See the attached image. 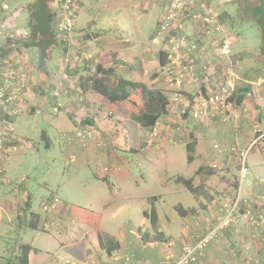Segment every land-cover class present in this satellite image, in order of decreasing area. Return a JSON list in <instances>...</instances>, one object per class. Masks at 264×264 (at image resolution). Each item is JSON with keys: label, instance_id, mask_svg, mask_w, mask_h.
I'll use <instances>...</instances> for the list:
<instances>
[{"label": "crops", "instance_id": "obj_1", "mask_svg": "<svg viewBox=\"0 0 264 264\" xmlns=\"http://www.w3.org/2000/svg\"><path fill=\"white\" fill-rule=\"evenodd\" d=\"M73 1L75 2L76 6L75 26L72 37L73 41H69L70 44L69 42H66V44L58 43L54 47L55 50L48 62L49 70L53 75L52 83L50 84V90L48 89V95L51 96V90L53 88L54 82L57 78H59L63 71H66L71 76V82L68 87V94L59 98H49L53 102L51 110H53L54 107L55 109H57L58 107H63L64 111L67 110V114H69L70 116H75V118L77 117L76 120L78 122V125L87 124V126L89 125L93 131V139H90L91 141L89 142L87 147L81 149L80 146H77V148L74 149L72 148V146H68L71 153L73 154V160L77 161L79 165H86L88 167H90L94 160L108 161L110 163V168L107 171L108 174H113L112 176L119 182L121 180V169L118 165H112L113 161L120 158V155H118L119 152L139 154L144 153L148 148H155L156 151H159V149L161 148V153L159 154L162 155V157L164 156V160L170 162L172 159L171 157L166 156V146L168 144L175 145L180 142L178 140L166 139L168 137L171 139H177L179 137V134L176 135L172 132H166V130H164L165 123H168L172 120V118H175L174 114L179 109L183 108L184 110H186V105L189 103V101L187 100V98L189 99V95L193 96L191 100L193 102L200 95H208L211 90H217L218 84L221 82L220 77L213 76V78L210 79V82L205 85L202 83V80L199 79L200 74L195 72L192 78H189L186 82H184L179 89L174 88L170 91L169 88H167L168 84L165 81L162 69L157 65V55L159 50L165 49L168 39L157 41L155 43L154 38L159 23L163 17L164 11L168 7L170 0ZM12 3V0H9L7 2L9 11H2L0 18V28H2L1 26H3L4 22L12 23L14 15L16 16L19 10H21L10 9ZM195 5V11L199 14V18L201 19V6L198 2H196ZM157 6H160L161 10L158 11L159 13H156L155 23H157L153 26L154 17L152 16V13L154 10H156ZM51 7L52 9L54 8L53 1L51 3ZM92 10L97 11L93 14ZM194 19H180V28H183V31L187 33L190 41L201 38L207 54H213V36H210V39H207V37L205 36L211 34L212 32L209 30L212 29L204 28L202 23L200 25L194 23ZM104 24L109 26H116L118 24L124 25L121 27V32L113 36L112 30H106V27L103 26ZM150 24H152V28H150ZM201 27L203 29H201ZM207 30L208 32L206 33L205 31ZM17 37L20 38V36ZM56 52H59L61 55L60 58L55 61L54 59L57 58ZM15 55H17V57H15ZM15 55H11L14 63L15 60H17L18 62H22L25 65H29L26 63L28 62L26 59L27 56L25 57L23 56V54L18 55L16 53ZM32 55V58H34L33 53ZM66 55H69L71 57L72 62L69 64V66L62 68L61 61H63V58ZM193 56L195 58L198 57L201 62H203L205 60L204 58L206 57L205 54L198 52H196ZM34 61L32 60L31 62L36 63ZM97 63H101L103 66L115 64L116 72L122 78L132 82L143 83L149 89L162 91L170 102V105H168V115L160 117L152 130H146L130 119V115L138 110L137 106L139 105V101L136 102V104H133L129 101L117 104H109L102 101L101 97L97 94L82 92L79 87L80 77L91 74L94 64ZM212 65L213 67L216 66L215 61L214 63H212ZM29 70L32 83L33 80H35L33 74L37 75V73L31 66ZM235 80V87L239 86V82L250 84V81H248L247 79H240L238 76H236ZM251 84V90H249L248 93L244 95V102L239 106H236L235 108L233 106H228L226 112L219 113V116H216V118H218L217 121L213 123V126H216L218 128H216L217 130H215L216 137L220 139V141L223 143L222 145L234 147L235 149L237 146L239 148L236 149L239 150L238 152L247 149L249 146L251 147V144L253 142L258 143L259 141H261H250L249 139H247L250 138L252 133L251 130L248 129V126H246V123H248V125H250V128H252V120L254 117L259 123L264 118V104L262 105L264 100V75ZM32 85L31 88H29L30 96L32 97L27 104V109L29 110L33 109L34 105L29 106V104L31 103L32 105V103H35L37 99L36 92L38 93V91H36ZM185 87H188V90ZM205 89L206 93L204 92ZM46 98L47 95H44V98H38L37 100L40 105L43 104V106H47L48 98ZM240 108L242 109L239 112V115H243L241 116V125L238 126L239 118L237 120L235 119L237 118V110L239 111ZM190 114L188 116H190L191 118ZM225 118L228 122L229 119H231V121L235 122L236 125H232V127L231 125H225L227 124ZM194 121V124L196 125L195 128H197V132L199 133L195 132L193 135V138H195L196 142L195 159L191 164H189L190 166L194 165L195 161H199L197 160V153L199 150L200 152L202 151V143L200 142V139L202 138L201 134L203 132L202 128L203 126H208V123H206L205 121ZM209 121L212 120L209 119ZM259 123H257V125ZM205 130L207 129L205 128ZM164 132L165 134H167L166 136H163ZM153 134H155V136H153ZM263 135L264 133L261 134V136L258 138H261ZM46 141L48 142V145L50 147L52 143L50 142V140ZM68 141L70 143L74 140ZM5 144L7 146H12V144L15 143L13 140L8 139L5 141ZM16 144L18 146V149H20L22 146L26 145V140H18ZM185 144L186 143H183L184 147ZM100 147H109L110 153L101 152L99 155L96 154L94 151H97V149H99ZM143 147L145 148L142 149ZM220 155L222 156H218L219 159L227 162L226 166H224L226 167V169L231 165H234V160H236L237 156L231 157L229 154L225 153ZM121 159L123 161V167L129 168V159H124L122 157ZM8 161L9 158L7 159L5 164V172L2 176H0V264H7L9 260H12L14 258V255L10 254V248H12V245L10 244L13 240L11 239L10 235L12 233L11 226H14V224L11 220V213L9 214L10 209L8 207V204L4 201V198L7 195L12 194L13 191V189L7 186V184L10 182L7 175ZM223 173L225 174L226 171H223ZM194 174L195 171L192 176L190 175V178H193V184L196 178ZM220 174L221 176L218 181V192H215L216 194H212L210 196H207L206 194H203L202 196L198 195L196 198L200 208H202L203 210H213L210 218L206 220L201 216H197L195 219H193L194 217L190 215L183 217V225L181 226L183 235L182 241L174 239H170L167 241L165 237L160 232H158V214L155 209L156 226H152V229L154 231L153 235L149 236L146 234H141L139 229L136 231L132 228L127 232L120 231L118 237H114L111 234H102L100 233L99 227H94L95 230L98 231L87 233L86 239L88 240H85V242L93 247L91 243V235L97 233L99 236V240L102 238V240H100V243H98V249H96L95 247H93V249L84 247L83 245H80L79 241L76 239L65 238L66 240L59 241L57 237H66L64 225L65 223H67L68 219V216L66 215L64 210H62V208H59L60 210L57 209L53 213L47 214L48 216L45 217L46 219L52 217L59 220L56 224L57 231H55V235L61 236H57L54 239L57 243L60 244L59 250L61 251H59L58 249H55L54 252L47 251L44 255L46 261L38 262L37 256L41 254L42 251L41 249H37L36 247H34V242H31L29 245L34 248L36 252H29L28 261L30 262V264H102L107 262L112 264H160L167 257L168 264H172L179 256L181 249L185 244L194 243L195 238H197L196 236L205 233L207 229H209L212 221L216 217L218 206L225 201L229 202L235 198L232 191L233 187H231V185L229 184V178L222 173ZM176 176L179 175L170 177L169 182H174ZM93 177L97 181H102L103 184H108L109 195L106 197L107 199L105 205L103 206H109L108 204L112 199H114V196L116 195V191L114 190V188H116L118 191L119 189L111 184V182L109 181V175L104 172V169L98 170V172H94ZM132 177V174H130V172L125 169L124 175L122 176V181L128 182L132 179ZM175 185L177 188H180L179 186H181L176 183ZM135 186H138L137 182H135ZM16 191H20V186L17 187ZM230 196L231 198H229ZM258 196H264V182L263 184L254 185V189L251 190L250 195L243 200L248 201L250 205V199H255V197ZM153 197H157V199L154 202H150ZM201 198H203L204 201H200ZM122 199L128 202L131 199H137V197L134 198L132 197V195L125 194L122 196ZM139 199L140 201L142 200L141 197H139ZM158 199L159 196H152L148 198V201L151 204H154ZM179 205L180 204L174 205V208ZM180 206L183 209H195V207L184 208L182 205ZM152 207H154V205H152ZM7 210L9 212H7ZM146 211V209H142L144 221H150L143 214V212ZM82 212H84V210ZM71 215L69 218L70 220H73V217H71ZM83 215L86 217L84 219V222H86L87 225H90L92 221H94L95 223L99 222V219H101L102 217L101 213L95 214L92 211L85 212L83 213ZM38 217L40 220L39 225H41L42 219L39 215ZM54 224L55 223L53 222L50 223V225ZM2 228L7 229L6 233L3 232ZM246 237L247 233L244 230H228L224 233V237L221 240L209 245L204 251L203 255L192 264H238L237 259L235 257L227 255L226 251L233 250L236 252L237 257L238 255L243 256L242 248L247 240ZM19 246L20 245H18L16 249L18 250V252ZM235 248H238V250H235ZM65 250H76L78 254L71 253L75 254V257L66 258L63 256V252ZM240 252H242V254H238ZM49 255L50 258H48ZM59 255H62L63 257H60ZM260 255H264V252H260ZM62 258L64 259L60 261V259ZM32 260L33 263H31ZM35 260L37 261V263L35 262ZM58 260L60 261V263H58Z\"/></svg>", "mask_w": 264, "mask_h": 264}, {"label": "rangeland", "instance_id": "obj_2", "mask_svg": "<svg viewBox=\"0 0 264 264\" xmlns=\"http://www.w3.org/2000/svg\"><path fill=\"white\" fill-rule=\"evenodd\" d=\"M12 1L13 3L10 9L21 10H19L16 16L14 15L12 23H2L3 26L0 28V44L3 43L4 38L7 36H12L11 38L20 40L23 39L21 37H25L28 33V12L25 7L31 2H35V0ZM197 2L201 6V9H204V6L213 8L211 9L212 13H217V18L218 16H222L224 14L235 18L239 12L238 0H197ZM8 4L5 9L6 11H9ZM242 4L244 11H251L255 6H264V0H253L250 1V3L248 1H244ZM160 10L161 7L157 6L156 10L152 13V16L154 17L153 26L157 23H155V17L156 13ZM96 11L97 10H92V13L94 14ZM180 23L181 21L178 22L179 25ZM194 23L200 25L202 21L199 17H197L194 19ZM123 25L124 24L109 26L104 24L103 26L106 27V30L111 29L112 35L115 36V34H119V32H121V27ZM153 26L150 24V28ZM213 27V24L209 25V29H212ZM237 31V34L233 31L231 32L228 30L226 25H223V33L222 29H220V31H215L205 36L207 39H210L209 37L213 36L214 39L217 37L221 38L222 36H225L224 34L229 33L232 39L231 50L232 58L234 59H238L245 53H254V57L250 59L246 58L242 61V63H238L236 66L234 65V71L237 72L240 79H243V74L245 72L250 74L252 71L254 72L257 69L262 71L261 69L264 54L260 57L258 53L261 38L257 23H254L249 19L245 20L237 26ZM16 35L20 36V38ZM72 37L70 42L73 41ZM32 53V49H23L18 53V55L23 54V56H27L26 59L28 62L26 63L29 64L27 65L29 69L30 66L35 69V63L31 62L32 60L34 61ZM60 55L61 54L59 52H56L57 58L54 60H58ZM208 55L211 56L212 54ZM66 57L70 59V64L72 62L71 57L69 55H66ZM222 62L225 61L219 58L218 60H215V65L219 66ZM33 75L35 80H33L32 86L35 88L38 76L35 74ZM167 88L171 91L175 87L167 85ZM185 88L187 89L188 87ZM36 94L37 99L44 98L39 93L36 92ZM37 99L35 103H32V105L31 103L29 104V106L34 105L33 109L35 112L27 109L25 114L14 119L13 135L16 137L14 140H26V145L22 146L17 152L9 156L7 175L10 182L7 186L13 189V191L12 194H9L4 198V201L8 204L10 209L9 211L11 212V202H14V200H17V198L20 197L19 199L22 203V199L28 195L31 198L32 211L41 217L42 223L38 229L31 230L25 229L23 225L19 226L18 229L17 224L12 221L14 226H11L12 233L10 235L13 240L10 244L12 245V248H9L11 252L10 254L14 255V258H16L19 253L18 250H16L18 245L26 243L30 244L31 242H34V247L41 249L42 251V253L37 256L38 262L46 261L44 258L45 252H54L55 249L59 250L60 244L54 239L57 236H61L55 235V231H57L56 224L59 220L52 217L46 219L45 216L48 215L42 210L43 204L51 201L54 197L61 202L55 210L62 208L68 216L67 223L64 225L66 237H57L58 240H66L65 238L76 239L79 241L80 245L93 249V247L86 243L85 240H88L86 239L87 233L98 231L95 230L94 227H99L100 233L111 234L114 237H118L120 231L127 232L132 228L136 231L139 229L141 234L149 236L153 235L154 231L150 221H144L142 215V209H146L147 212H150L152 204L148 201V198L152 196H159V199L153 204L154 209L158 214L157 229L167 241L170 239L182 241L183 239L181 229V226L183 225L182 218L178 216L174 205L180 204L184 208L195 207L196 212L194 214L195 216L193 215V219L197 216H201L202 218L208 220L213 210H203L199 207V203L197 202V197L195 195L190 193L183 186H179L180 188H177L174 182H169V178L174 175H179L180 177L188 179V177H190V175L192 176L197 168L202 167L204 171L200 172L198 175L194 174V176H196L194 185L199 186L200 188L199 196H202L203 194L210 196L212 194H216L215 192H218V181L221 176L220 173L224 174L223 171H226L224 175L229 178V184L233 187L232 191L234 197L239 194L240 200L250 195L251 190L254 189V185L263 184L264 182V135L261 138H257L264 133V118L259 123L254 117L252 120V128H250V125L246 123V126H248V129L251 130L252 133V137L250 136V138L247 139L250 141H261L258 143L253 142L250 149L246 153L245 166L248 172L243 178L239 172L241 163V158L238 152L239 150H237V154H229L231 157H237L236 160H234V165H231L226 169L224 166H226L227 162L220 160L218 156L222 155L216 153L214 149L211 148L213 144H223L220 139L216 137L215 130L218 128L213 126V123H215L218 118L212 119V121L205 120V122L208 123V126H203L202 128V138L200 139V142L202 143V151L200 152L199 150L197 153V160L199 161H195V164L192 166L186 163V151L183 143L189 142L190 136H193L195 132H199H197V128H195V121L190 118V116L187 115L186 117H183L181 115V111L184 110L182 108L175 112V118H172L170 122L165 123L164 125V130H166V132H172L176 135L179 134L177 139H171L169 137L166 139L178 140L180 142L175 145L168 144L166 146V156L171 157L172 160L170 162L164 160V156L162 157V155L159 154L161 153V148L159 151H156L155 148H148L144 153L139 154L119 152L118 155H120V158L113 161L112 164L118 165L121 169V180L119 182L112 176L113 174H108L107 171L110 168V163L108 161L94 160L90 167H88L86 165H79L77 161L73 160V154L68 146L70 145L74 149H76L77 146H80L81 149L87 147L91 140H88V143L86 142L85 145H82L76 138V133L79 129L87 126L78 125L76 120L77 117L75 118V116L67 114V110L60 111L59 109H55V107L51 110L53 104L52 100H47V106H43V104H39ZM263 104L264 100L262 105ZM241 109L242 108H240L239 111L237 110L236 113L237 118L235 120L239 118L238 126L241 125V116L243 115H239ZM257 123H259L260 126L259 124L257 125ZM225 125H231L232 127V125H236V123L229 119V122L227 121V124ZM205 128L207 130H205ZM258 133L259 136H257ZM166 135L167 134L164 132L163 136ZM43 136H45V138L47 137L52 143L50 147H45L47 141ZM68 140L74 141L69 143ZM144 148L145 147L142 149ZM236 149L239 148L236 146ZM94 152L98 155L101 152L110 153V148L100 147ZM121 157L129 159V168L123 167ZM212 165H215L216 168L212 169ZM103 169L104 172L109 175V181L111 184L119 189L118 191L114 188L116 195L108 204L109 206H103L105 205L107 199L106 197L109 195L108 184H103L102 181H97L93 177L94 172H98V170ZM125 169H127L133 176L128 182L122 181ZM207 170L213 171V175H209ZM135 182L138 184L137 187L135 186ZM18 186H20L19 192L16 191ZM125 194L132 195L134 198L137 197V199H131L126 202L122 199V196ZM139 197L142 198L141 201ZM203 198H201L200 201H204ZM229 198H231V196ZM83 210L84 212H82ZM9 211L7 210V212ZM90 211L95 214L101 213L102 217L99 219V222L95 223L92 221L90 225H87L86 222H84L86 217L83 213ZM70 215L73 217V220H70ZM51 222L55 224L50 225ZM2 230L6 233L7 229L2 228ZM235 250H238V248H235ZM71 253L78 254L76 250H65L63 252V256L66 258L75 257V254ZM238 254H242V252ZM59 256L63 257L62 255ZM14 258L12 260H14ZM48 258H50V255ZM63 259L64 258L60 259V261ZM236 259L238 264L242 263V256L238 255ZM37 261L35 260L36 263ZM60 261L58 260V263H60ZM31 263H33V260Z\"/></svg>", "mask_w": 264, "mask_h": 264}, {"label": "built area", "instance_id": "obj_3", "mask_svg": "<svg viewBox=\"0 0 264 264\" xmlns=\"http://www.w3.org/2000/svg\"><path fill=\"white\" fill-rule=\"evenodd\" d=\"M8 1L0 0V18L2 11L7 8L6 2ZM53 5L56 12V34L59 38L69 42L75 26V2L73 0H53ZM195 10L196 5L193 0H170V8L164 13L155 33V42L168 39L164 49L167 64L162 69V73L168 86H173L176 89H179L184 82L194 75V62L190 58L199 49L198 45L188 44L187 35L174 38L171 33L174 29L180 28L178 22L181 20L178 19L199 17ZM200 14L204 28H206L205 25L216 24L215 15L211 11L201 9ZM216 30H220L217 24ZM205 32L207 33V31ZM231 47L230 40L224 39L221 41L218 56L228 60L232 53ZM199 52H204V49L201 48ZM69 62L70 59L65 56L61 61V65L65 68L69 66ZM13 63L11 56L4 57L0 61V176L5 172V164L10 154L19 150L17 145L7 146L5 144L10 136L14 138L13 121L27 112V104L32 97L29 90L32 85L29 67L17 60ZM206 69L204 66L203 70ZM221 75V82L218 84L217 90H211L207 97L199 96L190 104V115L193 120L198 122L212 120L219 116V113L226 112L227 101L235 88L236 76L230 69L224 71ZM203 80L208 82V77H204ZM70 82V75L63 71L59 78L55 80L51 94L55 97L67 94ZM92 137L93 131L88 128L79 129L76 133V138L82 145H85ZM212 149L218 154H237L234 147L222 144H213ZM249 149L250 146L239 152L241 158L239 172L242 178L248 172L245 159ZM215 168L216 166L212 165V169ZM60 203L54 197L51 201L43 204L42 210L46 214H51ZM228 230H244L247 233V240L242 248L243 260L241 264H264V255H260V252H264V196L250 199L249 205L248 201L239 199V194L232 201H225L218 206L216 217L209 229L205 233L196 236L194 243L185 244L172 264H192L196 262L203 255L206 248L221 240ZM226 254L237 257L236 252L233 250L226 251ZM160 264H168V258L166 257Z\"/></svg>", "mask_w": 264, "mask_h": 264}, {"label": "trees", "instance_id": "obj_4", "mask_svg": "<svg viewBox=\"0 0 264 264\" xmlns=\"http://www.w3.org/2000/svg\"><path fill=\"white\" fill-rule=\"evenodd\" d=\"M53 0H35V2L29 4L26 6V9L28 11V22H27V30L28 33L23 39L17 40L11 38L12 36H7L4 38V41L2 44H0V61L5 57L18 54L20 50H28L32 49L34 54V62L35 63V72L38 76V81L35 83V90L38 91L42 97L47 95V98H59L55 97L51 94H49L48 89L50 90V84L52 83V73L49 70L48 62L50 57L53 55L54 47L58 43L66 44V40L59 38L56 34L55 29V22H56V12L54 8L52 9L51 3ZM253 0H238V15L235 18H232V16H228L227 14L220 15L218 18L216 17L217 13H212L215 15V22L218 25L220 29H222L223 33V25L227 26L229 31H233L237 34V26L240 25L241 22L245 20L253 21L254 23H257L260 31V38H261V44L258 49V53L261 56L264 54V6H255L250 11H244L243 9V2ZM194 4H196L197 0H193ZM170 8V3L168 7ZM204 9L206 11H211L213 8H209L207 6H204ZM164 11V13L166 12ZM245 13V14H244ZM164 15V14H163ZM3 17V16H2ZM182 19V18H180ZM178 19V20H180ZM185 19V18H183ZM183 21V20H182ZM216 24H213L214 27L212 30H209L211 32L220 31L216 30ZM206 28H209V25H205ZM201 29H203L201 27ZM200 29V30H201ZM208 32V30H207ZM187 35L186 32L183 31V28H176L172 31L171 36L176 38L179 36ZM225 36H222L221 38H214L212 39V43L214 47V53L209 56L207 52L205 51V47L203 42L201 41V38L195 39V40H189L188 44L192 45H198V53H200V49L203 47L204 52H201L205 54V60L203 62L200 61V59L197 57L195 58L192 54L191 58L193 60L194 69L195 72L200 74L199 79L202 80L203 84H208L210 82V79L215 77H220L221 74L224 71L232 70L233 73L238 76L237 72L234 71V67L238 63H242V61L246 58H252L254 57V53H245L242 56L237 58L231 57L228 60H225L223 58H220L218 56V48L221 44V41L224 39L230 40L232 44V39L229 33L224 34ZM188 37V36H187ZM232 48V47H231ZM197 55V54H196ZM217 55V56H216ZM17 57V55H15ZM213 57V58H212ZM212 58V59H211ZM222 59L225 62H222L219 66H214L212 63H214L215 60ZM259 59V58H258ZM16 61V60H15ZM213 61V62H210ZM203 63V64H202ZM167 64L166 60V54L165 50H159L157 55V65L159 68L163 69ZM235 65V66H234ZM206 67V70H203V67ZM262 71L259 69L252 71L250 74L245 72L243 74V79H247L250 81L249 83L239 82V86L234 88V91L231 95V97L227 101V106H233L234 108L236 106H239L241 103L244 102L245 94L248 93L249 90L252 88V82H255L258 78L262 77L264 75V60L262 65ZM49 75V76H48ZM51 75V76H50ZM70 75V74H69ZM71 77V76H70ZM204 77H208V82H205L203 79ZM240 78V76H238ZM246 80V81H247ZM54 86V85H53ZM79 87L82 92H89L93 94H97L101 97L102 101L109 104H117L122 102H132L133 104H136V102L139 101V105L137 106V111L130 115V119L135 122L140 127L146 129V130H152L160 117L164 115H168V105H170V102L168 98L164 95V93L160 90H153L149 89L146 85L140 82H132L127 79L122 78L120 75L117 74L115 69V64L103 66L101 63L94 64L93 71L91 74L85 75L80 77L79 79ZM46 90V91H45ZM69 90V89H68ZM52 91V90H51ZM47 92V93H46ZM206 93V89L204 91ZM68 94V93H67ZM210 94V92H209ZM208 94V95H209ZM66 95V94H65ZM64 96V95H62ZM201 96V95H200ZM202 96H206L205 94H202ZM192 95H189V103L186 105V110L182 111V116L186 117L191 112L190 104L192 103ZM46 98V99H47ZM47 99V100H48ZM64 110L63 107H58L57 110ZM33 112H35L34 109H32ZM87 126V124H82ZM91 129L92 128L88 125L87 127ZM259 136V133L257 134ZM14 138L10 136L9 139L13 140L15 144L17 145L18 140L13 135ZM45 138V136H43ZM258 138V137H257ZM48 140V138H45ZM45 147L48 148V142H46ZM195 147L196 142L195 138L193 136H190V141L185 144V151H186V163L191 164L195 159ZM227 154V153H225ZM232 154L233 153H228ZM204 171L202 167L197 168L195 171V175H198L200 172ZM207 173L209 175H213V171L207 170ZM174 182L178 185L183 186L188 190L190 193L195 195L196 197L199 195V186H194L193 184V178L185 179L183 177H176L174 179ZM19 192V191H18ZM20 198V197H19ZM17 198V200H14L11 205V219L14 223L17 224V227L19 229V226H24L25 229H31L36 230L39 228V217L36 213L32 211V205H31V198L26 195L22 200L23 202H20V199ZM157 199V197H153L150 202H154ZM153 205V203H152ZM178 215L183 218L188 215L193 216L196 212L194 208L190 209H183L180 205L175 208ZM144 216L150 220V223L152 226H156V213L154 210V207L151 208L150 212H143ZM102 240V238L100 239ZM98 234L91 235V243L93 247L98 249V243H100ZM35 253L36 250L32 248L29 244H21L19 246V254L14 258V260H9L7 264H30L28 261V254L29 252Z\"/></svg>", "mask_w": 264, "mask_h": 264}]
</instances>
